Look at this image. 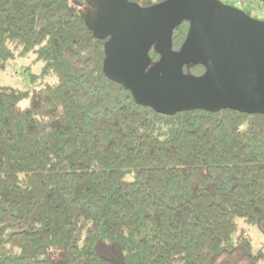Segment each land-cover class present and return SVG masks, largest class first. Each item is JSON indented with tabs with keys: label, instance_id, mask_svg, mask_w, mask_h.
<instances>
[{
	"label": "trees",
	"instance_id": "1",
	"mask_svg": "<svg viewBox=\"0 0 264 264\" xmlns=\"http://www.w3.org/2000/svg\"><path fill=\"white\" fill-rule=\"evenodd\" d=\"M252 2L264 7L224 3L251 17ZM91 8L0 0V70L32 52L33 77H51L0 85V264H264L245 230L264 232V113L135 102L105 74ZM188 27L173 28V50Z\"/></svg>",
	"mask_w": 264,
	"mask_h": 264
},
{
	"label": "water",
	"instance_id": "2",
	"mask_svg": "<svg viewBox=\"0 0 264 264\" xmlns=\"http://www.w3.org/2000/svg\"><path fill=\"white\" fill-rule=\"evenodd\" d=\"M85 20L104 44L105 74L129 89L135 102L163 114L182 109L231 108L264 113V21L219 0H92ZM189 27L178 50L173 28ZM160 58L150 65L149 49ZM200 63V75L183 65ZM55 264H64L57 260Z\"/></svg>",
	"mask_w": 264,
	"mask_h": 264
},
{
	"label": "rangeland",
	"instance_id": "3",
	"mask_svg": "<svg viewBox=\"0 0 264 264\" xmlns=\"http://www.w3.org/2000/svg\"><path fill=\"white\" fill-rule=\"evenodd\" d=\"M229 4L235 3V0H222ZM232 5V4H231ZM250 16L253 19L264 21V7L257 2L247 5ZM41 63L36 60L32 52L21 56H16L9 61L5 69L0 70V85H6L16 89H27L32 87L36 82L42 80H51L50 76L41 78L33 77L40 71ZM247 234L250 236L254 246L261 247L264 250V232L259 231L253 226H245Z\"/></svg>",
	"mask_w": 264,
	"mask_h": 264
},
{
	"label": "built area",
	"instance_id": "4",
	"mask_svg": "<svg viewBox=\"0 0 264 264\" xmlns=\"http://www.w3.org/2000/svg\"><path fill=\"white\" fill-rule=\"evenodd\" d=\"M236 3H238V1H236Z\"/></svg>",
	"mask_w": 264,
	"mask_h": 264
}]
</instances>
